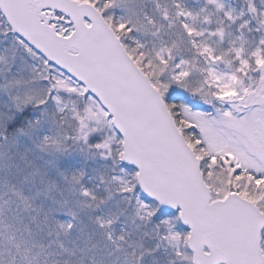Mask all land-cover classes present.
<instances>
[{"label": "snow or ice", "instance_id": "obj_1", "mask_svg": "<svg viewBox=\"0 0 264 264\" xmlns=\"http://www.w3.org/2000/svg\"><path fill=\"white\" fill-rule=\"evenodd\" d=\"M0 264H264V0H0Z\"/></svg>", "mask_w": 264, "mask_h": 264}]
</instances>
